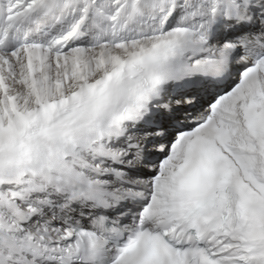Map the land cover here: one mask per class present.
I'll list each match as a JSON object with an SVG mask.
<instances>
[{"label":"snow or ice","instance_id":"6c2138e0","mask_svg":"<svg viewBox=\"0 0 264 264\" xmlns=\"http://www.w3.org/2000/svg\"><path fill=\"white\" fill-rule=\"evenodd\" d=\"M0 264H264V0H0Z\"/></svg>","mask_w":264,"mask_h":264}]
</instances>
